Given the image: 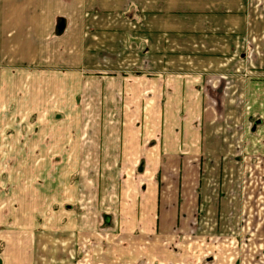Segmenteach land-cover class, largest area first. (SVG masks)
<instances>
[{
    "label": "crops",
    "instance_id": "obj_1",
    "mask_svg": "<svg viewBox=\"0 0 264 264\" xmlns=\"http://www.w3.org/2000/svg\"><path fill=\"white\" fill-rule=\"evenodd\" d=\"M137 64L148 100L105 139L157 173L141 219L164 236L248 232L264 204V0H0V111L11 68L58 70L66 88Z\"/></svg>",
    "mask_w": 264,
    "mask_h": 264
},
{
    "label": "rangeland",
    "instance_id": "obj_2",
    "mask_svg": "<svg viewBox=\"0 0 264 264\" xmlns=\"http://www.w3.org/2000/svg\"><path fill=\"white\" fill-rule=\"evenodd\" d=\"M30 68H11L4 79L0 264H264V204L256 207L252 229L237 237H209L204 230L164 236L154 231L149 215L141 219L146 198L155 194L157 173L145 157L123 156L125 151L105 139L148 100L150 94L139 91L148 73L140 64L106 67L109 83L104 79L100 86L89 77L66 88L58 70L47 67L46 77ZM143 79L151 84V76ZM251 123L259 124L254 118ZM256 158L254 164H264L263 157ZM257 177L264 200V173Z\"/></svg>",
    "mask_w": 264,
    "mask_h": 264
}]
</instances>
